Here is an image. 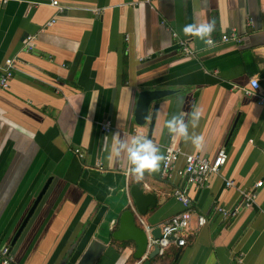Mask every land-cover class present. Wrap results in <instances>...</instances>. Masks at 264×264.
<instances>
[{"label": "crops", "instance_id": "crops-1", "mask_svg": "<svg viewBox=\"0 0 264 264\" xmlns=\"http://www.w3.org/2000/svg\"><path fill=\"white\" fill-rule=\"evenodd\" d=\"M51 1L9 0L0 8V69L8 60L14 66L0 90V244L20 264H141L132 241L113 238L129 200L135 208L129 187L137 184L155 196L140 215L151 231L184 210L177 188L206 218L200 227L192 221L185 245L170 243L171 264H264V106L247 94L251 77L264 85V0ZM209 21V37L235 31L240 42L209 47L182 32ZM180 41L193 54H184ZM154 89L175 92L156 102L152 124L154 103L138 124L137 95ZM172 115L184 117L187 139L165 128ZM133 134L151 139L161 156L179 149L168 178L160 175L161 161L141 177L126 174V155L114 148ZM195 134L203 137L199 148ZM220 149V171L203 186L189 183L184 157L211 160ZM251 189L255 198L245 206L242 192ZM217 207L234 213L224 218ZM156 256L150 264H164Z\"/></svg>", "mask_w": 264, "mask_h": 264}, {"label": "built area", "instance_id": "built-area-1", "mask_svg": "<svg viewBox=\"0 0 264 264\" xmlns=\"http://www.w3.org/2000/svg\"><path fill=\"white\" fill-rule=\"evenodd\" d=\"M9 0H0V8L5 5ZM154 0H145L146 3H150ZM56 0H52L51 4L58 6ZM53 19L47 23L51 25ZM240 37L235 33V31H230L228 33H223L218 40L212 37H208L207 45L209 47L216 45L217 43H239ZM32 37H28L23 41V47L28 49L31 47ZM179 45L184 54H193L192 50L187 46L186 41H180ZM14 66L13 60H8L5 67L0 69V90H4L8 87V81L13 76ZM249 90L247 94L253 96L259 105L264 106V85H261L259 79L255 76L249 79ZM109 123L105 122L101 125V130L105 133L109 131ZM79 153L78 150H75ZM79 156L81 154H78ZM180 156L179 149L175 147H167L164 150L161 163H160V175L162 178H168L170 172L173 170L174 164ZM226 152L224 149H220L217 154L209 160L206 157L200 156L198 154L186 155L184 157V166L181 173L187 177L188 182L197 186H203L206 177L212 173H218L221 167L225 164ZM99 166V164H97ZM261 181L255 184V187H260ZM227 186L231 185V182L226 183ZM174 197L182 204L184 210L169 219H167L160 227V237L154 238L151 235V228L144 224L140 215L136 212L132 205V202L128 201V209L137 218V220L142 224L143 230L147 236L146 252L152 250L154 247L157 248V255L161 256L165 253L166 249L169 247L171 242H174L178 247L185 245V239L182 234L191 230L192 221L196 227L204 226L206 224V218L202 215L196 214L190 207V200L186 193L181 189H175L173 191ZM243 205L249 206L255 198V190L251 189L242 192ZM217 211L224 217L227 218L231 216L234 211L227 210L223 207H217ZM0 264H20L15 259L14 256L6 244H0Z\"/></svg>", "mask_w": 264, "mask_h": 264}, {"label": "water", "instance_id": "water-1", "mask_svg": "<svg viewBox=\"0 0 264 264\" xmlns=\"http://www.w3.org/2000/svg\"><path fill=\"white\" fill-rule=\"evenodd\" d=\"M174 92L175 91L169 89H154V90L141 91L137 95V100H136V108H135L136 123L141 125L145 123L149 106L151 103H154L152 108V117H151V124H152V119L157 110L156 102L160 99H163L169 95L174 94ZM232 130L233 127L230 130V134L232 133ZM49 180L43 186V188L41 189V191L33 201L31 207L27 211L25 217L23 218L22 222L20 223L19 227L17 228L16 232L12 237L10 246L13 245L14 242L17 240L23 228L25 227L27 221L29 220L36 206L38 205L43 193L45 192L49 184ZM129 194L131 199L133 200L136 211L141 216L146 214L148 206L153 207L155 204V196L150 193H143V191L137 184L130 185ZM151 235L154 238H159L160 229L159 228L153 229L151 231ZM113 238L118 241H132L135 245L134 258L137 260H141L140 261L141 264H150V261L155 257H157L156 256L157 248L154 247L151 251H149V253H147L144 259H141L146 252L147 236L144 230L136 225L134 216L130 210L126 209L120 214L118 220V229L113 233Z\"/></svg>", "mask_w": 264, "mask_h": 264}, {"label": "clouds", "instance_id": "clouds-1", "mask_svg": "<svg viewBox=\"0 0 264 264\" xmlns=\"http://www.w3.org/2000/svg\"><path fill=\"white\" fill-rule=\"evenodd\" d=\"M212 30L213 24L211 21L200 24H186L182 28L183 33L204 39L205 42H208V37ZM189 115L191 122L195 124L199 118V112L194 110ZM164 126L173 136L188 138V124L183 116L172 115L164 121ZM191 141L196 148H199L202 145L203 137L195 134L191 137ZM114 151L117 155L121 153L126 155L128 163L126 174H131L135 177H141L145 172L156 170L162 159L159 149L151 139L136 134L130 135L126 140L121 139L118 141Z\"/></svg>", "mask_w": 264, "mask_h": 264}, {"label": "trees", "instance_id": "trees-1", "mask_svg": "<svg viewBox=\"0 0 264 264\" xmlns=\"http://www.w3.org/2000/svg\"><path fill=\"white\" fill-rule=\"evenodd\" d=\"M166 251H165V253L163 255L159 256L160 257L159 259H160L161 263L171 264L174 261L173 257H174V255L176 253V250H174L169 256H168Z\"/></svg>", "mask_w": 264, "mask_h": 264}]
</instances>
